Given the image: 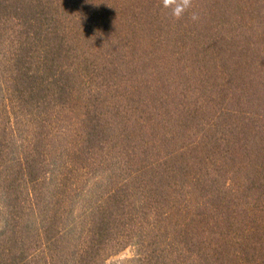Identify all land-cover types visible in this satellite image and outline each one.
Instances as JSON below:
<instances>
[{
    "label": "trees",
    "instance_id": "1",
    "mask_svg": "<svg viewBox=\"0 0 264 264\" xmlns=\"http://www.w3.org/2000/svg\"><path fill=\"white\" fill-rule=\"evenodd\" d=\"M0 0V264H264V0Z\"/></svg>",
    "mask_w": 264,
    "mask_h": 264
},
{
    "label": "rangeland",
    "instance_id": "2",
    "mask_svg": "<svg viewBox=\"0 0 264 264\" xmlns=\"http://www.w3.org/2000/svg\"><path fill=\"white\" fill-rule=\"evenodd\" d=\"M132 255V248L128 247L118 254L110 257L105 264H121L122 260Z\"/></svg>",
    "mask_w": 264,
    "mask_h": 264
},
{
    "label": "clouds",
    "instance_id": "3",
    "mask_svg": "<svg viewBox=\"0 0 264 264\" xmlns=\"http://www.w3.org/2000/svg\"><path fill=\"white\" fill-rule=\"evenodd\" d=\"M175 0H164L165 6H169L170 4H173ZM189 5V0H181V3H179L173 10V14L177 17L180 16V14L184 11V9Z\"/></svg>",
    "mask_w": 264,
    "mask_h": 264
}]
</instances>
